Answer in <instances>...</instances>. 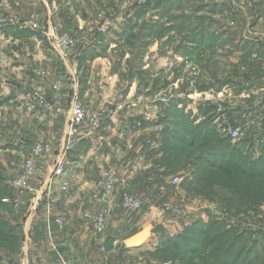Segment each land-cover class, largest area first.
Returning a JSON list of instances; mask_svg holds the SVG:
<instances>
[{
  "label": "crops",
  "instance_id": "0c3cea01",
  "mask_svg": "<svg viewBox=\"0 0 264 264\" xmlns=\"http://www.w3.org/2000/svg\"><path fill=\"white\" fill-rule=\"evenodd\" d=\"M171 1L175 0H159L156 6L157 0H0L4 14L26 19L38 13L41 18L39 30L0 25V264H58L59 255L73 264H180L156 255L172 237L164 221L172 216L180 226L176 235L213 219L224 223L226 230L248 232L249 241L259 246L262 238L251 233L259 220L257 212L235 213L214 204L218 198L195 193L190 184L193 167L168 171L163 146L175 112L184 125L205 124L202 135L209 131L231 146H245L252 159L258 157V149L247 148L246 143L264 139V0H189L198 15L212 20L207 31L215 43L205 50L188 44V52L175 50L184 33L165 30L171 22L162 10ZM123 5L128 6L121 11ZM86 8L96 15L100 11L94 26L84 20ZM139 9L143 11L138 13ZM124 17L132 22L126 35L140 24L148 25L140 34L144 47L138 52L129 44L124 50L118 42L113 54V41L102 37L101 31L107 29L120 38ZM51 27L71 29L82 39L68 58L55 50L48 35ZM34 65L47 74L36 76ZM57 78L63 83L61 108L55 113L42 111L29 92L39 89L53 97ZM155 94L166 100L154 99ZM74 98L100 124L65 148L66 112ZM226 121L243 127L244 134L237 140L223 135L220 127ZM37 140L49 146L31 183H52L50 191L57 201L49 206L44 200L35 205L32 193L12 187ZM62 152L67 156L64 174L53 176ZM109 167L117 170L115 188L106 202L97 203L92 193L99 175ZM174 176L179 178L176 185L171 184ZM62 179L68 182L66 192L59 188ZM128 191L142 196L136 214L121 208V196ZM16 199L18 207L13 204ZM99 208L106 211L105 250L83 217L85 210ZM60 215L62 228L53 221ZM149 224L150 239L126 247L125 240Z\"/></svg>",
  "mask_w": 264,
  "mask_h": 264
},
{
  "label": "trees",
  "instance_id": "16d2710c",
  "mask_svg": "<svg viewBox=\"0 0 264 264\" xmlns=\"http://www.w3.org/2000/svg\"><path fill=\"white\" fill-rule=\"evenodd\" d=\"M158 1L156 6L159 5ZM187 7L188 13L185 12ZM142 11L139 9L137 12ZM162 11L171 22L165 30L184 33L175 50L188 52L191 47L188 44H194L201 50L213 47L215 40L211 38L212 33L207 31L212 20L208 16L198 15V9L189 4V0L171 1ZM130 27H137V24ZM152 27L150 25L149 29ZM143 29L148 30L146 23L140 24L135 34L127 36L130 46L138 52L144 47L140 38ZM172 117L163 146L168 171L176 172L190 164L193 167V181L190 184L195 193L210 199L218 198L221 204L235 213L253 209L259 197L251 195L248 189L264 178V171L256 172L263 158L259 156L252 159L250 150L248 153L244 150L245 146H242V151L240 147L231 146L227 140L209 131L208 135H202V130L207 127L205 124L184 125L177 119L175 112ZM248 142L247 148L254 147L255 138ZM233 154L239 155L241 159L235 161L232 159ZM216 187L224 189L225 193H218ZM236 232L226 230L224 223L213 219L200 221L183 233L170 237L164 243L165 248L156 255L161 259L178 260L180 264H264V238L257 246L249 241L248 232Z\"/></svg>",
  "mask_w": 264,
  "mask_h": 264
},
{
  "label": "built area",
  "instance_id": "2783aa9c",
  "mask_svg": "<svg viewBox=\"0 0 264 264\" xmlns=\"http://www.w3.org/2000/svg\"><path fill=\"white\" fill-rule=\"evenodd\" d=\"M233 25V22H230ZM0 25H18L20 27H31L34 29H41V18L38 13H32L28 18L22 19L18 15L4 14L0 12ZM49 37L52 40V44L55 50L62 58H68L70 53L78 47L81 39L76 37L68 29L58 31V29L51 27L48 32ZM264 38V36H263ZM33 72L36 76L43 77L47 74L46 70L40 68L38 65H34ZM240 81L244 85L248 86L246 80L239 76ZM62 79L57 78L53 81L52 86L54 89L53 97H50L46 92L33 89L29 92L30 100L42 111L57 112L61 108V103L63 101V88ZM154 99L166 100L164 96L159 94L153 95ZM67 127H66V139L65 148L71 146V144L78 139L80 136H85L92 134L99 124L100 120L95 116H90L87 112L84 104L77 98H74L67 109ZM84 128L88 130L84 133L82 131ZM221 132L223 135L227 136L231 140L239 139L243 134L245 129L243 127L234 126L229 122H225L221 127ZM48 144L43 140H37L29 154L25 157L22 162L20 173L15 176L12 180V187L15 188L19 193H32L33 203L35 205L42 200L47 206L54 204L57 198L52 195L49 186H45L43 182H39L37 186L31 183V179L35 176L37 166L39 161L43 159L44 153L48 150ZM66 153L62 152L56 165L53 168V176L62 177L64 174V167L66 164ZM117 179V170L114 167H109L102 174L99 175L96 181L95 191L92 193V199L97 203L106 202L112 195ZM179 181L177 176L171 178V184L176 185ZM52 182V181H51ZM59 188L62 192L68 190V182L62 179ZM3 202H8V199H2ZM15 207H18V201L13 200ZM121 208L124 212L136 214L140 211L142 206V196L137 192H125L121 196L120 201ZM83 217L91 223L92 228L97 234L100 244L102 245V250H105L104 243L106 239V228H107V218L106 211L103 208L94 210H85L83 212ZM59 228L64 225V217L57 216L53 220ZM252 236L255 239L264 238V228L262 227H252ZM58 264H73L71 259L65 258L64 256H58ZM93 264H100L98 262ZM164 264H170L166 262Z\"/></svg>",
  "mask_w": 264,
  "mask_h": 264
},
{
  "label": "rangeland",
  "instance_id": "374dc122",
  "mask_svg": "<svg viewBox=\"0 0 264 264\" xmlns=\"http://www.w3.org/2000/svg\"><path fill=\"white\" fill-rule=\"evenodd\" d=\"M125 1V0H124ZM127 1V0H126ZM127 6L128 5H123V8H122V10L121 11H124L126 8H127ZM125 7V8H124ZM82 11H84L86 14L84 15V17H87L88 18V20H87V18L86 19H84L85 21H86V23H88V25L89 26H94V23H92L93 21H95V20H99V18H101V15H100V11H99V13H97V15L94 13V12H92L89 8H86V9H83ZM104 12H106V10H104V11H102V13H104ZM133 17V16H132ZM85 21L82 23V24H84L85 23ZM133 21V20H132ZM85 23V24H86ZM129 24H132V22H130V23H128V20H127V18L126 17H124L123 19H122V21H121V23H119V26L121 27V31H122V33H121V35H120V38L119 37H116V36H114L112 33H110V32H108V30L107 29H105L104 31H101V34H103L104 36H102V37H105V35L107 36V38H108V40H112L113 41V43H111L110 44V48H112L111 49V51H112V53L114 54L115 53V50H117V48L115 47L116 46V43L118 44V42H121V45H120V48L121 49H124V50H126V48H127V46H129V43H128V37L127 36H129V35H131V34H135V33H133V32H131V33H128V35H126V34H124V31L126 30V28L127 27H129L128 25ZM61 30H64L63 28H59L58 29V31H61ZM71 30V29H70ZM72 32V31H71ZM72 34H74V32H72ZM100 34V35H101ZM75 35V34H74ZM100 35L98 36V38L100 37ZM76 36V35H75ZM76 37H78V36H76ZM79 39H81L80 37H78ZM81 41H82V39H81ZM120 48H118V49H120ZM118 53H119V50H118ZM169 76H172V73H170V74H168L167 75V77H169ZM255 112H256V109H255ZM257 113V112H256ZM261 122V120H259V123ZM262 127H264V121H262ZM171 130H173V128L171 129ZM175 130V129H174ZM175 132H179L180 133V131H175ZM246 136H247V133H246ZM263 141H264V139H263ZM237 146V145H236ZM254 146L258 149V157L259 156H261L262 158H263V163L259 166V167H257V170H256V172H258V171H264V142H262V141H259V140H256L255 141V143H254ZM262 147V148H261ZM240 149H242V151H243V148L242 147H240ZM244 150L246 151V153H248L249 151L247 150V149H245V147H244ZM236 155V156H235ZM246 155H248L249 157L251 156V155H249V154H246ZM232 159H236L235 161H238V159L240 160L241 158H239V155H237V154H233V157H232ZM245 164H248V163H245ZM262 165H263V167H262ZM251 171V170H250ZM262 182V183H261ZM216 190L218 191V193H220V194H222L223 193V191L225 192V190L224 189H221L220 187H216ZM250 190V193H251V195H253V196H258L259 198V200L256 202V204L254 205V206H252V208L253 209H250V210H255L257 213H255V215L256 216H258L259 217V220L257 221V222H254L255 224H257L255 227H262V228H264V178H263V180L262 181H258L257 180V183L255 184V186H251V189H248V191ZM171 197H174V199H175V197H176V194L175 193H171ZM221 198V197H220ZM171 201V200H170ZM208 202V201H207ZM211 203V202H210ZM214 204H221V202L219 201V200H217V201H214L213 202ZM217 206V205H216ZM142 207V206H141ZM248 211V210H247ZM245 216H247V215H244V217ZM252 216V215H251ZM248 217V216H247ZM253 217V216H252ZM246 218V217H245ZM168 222H167V221ZM164 221H165V226H166V228H167V231L169 232V234L171 235V236H176V232L180 229V226L176 223V221H177V218L176 217H174V216H172V217H168L167 219L165 218L164 219ZM234 223H235V225H238L239 226V224L238 223H236L235 221H234Z\"/></svg>",
  "mask_w": 264,
  "mask_h": 264
},
{
  "label": "water",
  "instance_id": "95a60500",
  "mask_svg": "<svg viewBox=\"0 0 264 264\" xmlns=\"http://www.w3.org/2000/svg\"><path fill=\"white\" fill-rule=\"evenodd\" d=\"M152 229L153 226L149 224L140 231L127 238L125 240L126 247H138L141 244L147 242L152 236Z\"/></svg>",
  "mask_w": 264,
  "mask_h": 264
}]
</instances>
